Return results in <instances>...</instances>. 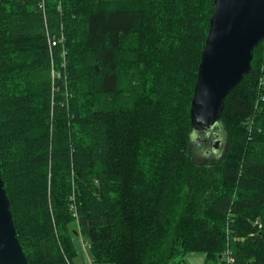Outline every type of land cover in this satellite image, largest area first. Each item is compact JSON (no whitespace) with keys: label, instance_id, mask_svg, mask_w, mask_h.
Wrapping results in <instances>:
<instances>
[{"label":"trees","instance_id":"16d2710c","mask_svg":"<svg viewBox=\"0 0 264 264\" xmlns=\"http://www.w3.org/2000/svg\"><path fill=\"white\" fill-rule=\"evenodd\" d=\"M214 10L0 0L1 177L28 264H72L78 235L100 263L264 264V41L225 99L226 150L191 151Z\"/></svg>","mask_w":264,"mask_h":264},{"label":"water","instance_id":"95a60500","mask_svg":"<svg viewBox=\"0 0 264 264\" xmlns=\"http://www.w3.org/2000/svg\"><path fill=\"white\" fill-rule=\"evenodd\" d=\"M262 41L264 0H215L191 105L190 138L207 161L224 153L225 99L252 74L253 51ZM14 226L0 167V264H28Z\"/></svg>","mask_w":264,"mask_h":264},{"label":"crops","instance_id":"0c3cea01","mask_svg":"<svg viewBox=\"0 0 264 264\" xmlns=\"http://www.w3.org/2000/svg\"><path fill=\"white\" fill-rule=\"evenodd\" d=\"M73 239L76 248V254L72 258V264H110L95 262L91 254L89 243H86L81 235L75 236Z\"/></svg>","mask_w":264,"mask_h":264},{"label":"rangeland","instance_id":"374dc122","mask_svg":"<svg viewBox=\"0 0 264 264\" xmlns=\"http://www.w3.org/2000/svg\"><path fill=\"white\" fill-rule=\"evenodd\" d=\"M191 151L194 154L195 160L199 163H203V162H207L211 161L212 159L207 161V158H205L204 156L201 155V151L199 148H197L195 146L194 149V145L193 147H191ZM225 150H226V146H225ZM86 243L88 242L87 240H85ZM183 264H209L207 263V260L204 256V254H200V253H195V254H190L189 256L186 257L185 262Z\"/></svg>","mask_w":264,"mask_h":264},{"label":"built area","instance_id":"2783aa9c","mask_svg":"<svg viewBox=\"0 0 264 264\" xmlns=\"http://www.w3.org/2000/svg\"><path fill=\"white\" fill-rule=\"evenodd\" d=\"M53 45H55V43H53ZM226 261H227V264H233V262H234L231 254L229 252L226 254Z\"/></svg>","mask_w":264,"mask_h":264}]
</instances>
